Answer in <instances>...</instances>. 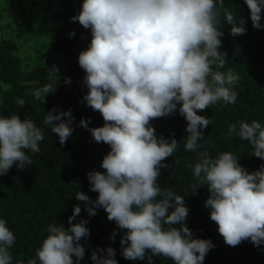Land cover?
Here are the masks:
<instances>
[{"label":"clouds","instance_id":"9594fccd","mask_svg":"<svg viewBox=\"0 0 264 264\" xmlns=\"http://www.w3.org/2000/svg\"><path fill=\"white\" fill-rule=\"evenodd\" d=\"M245 3L253 26L264 29V0ZM221 11L232 25L233 36L247 31L246 21L239 17L237 22L225 0H83L80 12L71 17L92 33L87 49L78 56L88 89L82 102L99 110L105 121L103 126L89 128L91 118H81L80 125L96 142L110 145L101 163L106 171L87 174L98 197L93 200L80 190L75 195L87 202L89 216L102 207L110 221L127 229L121 237L125 259L143 260L150 251L152 256L171 258L174 264H204L215 247L210 238H195L185 223L189 214L185 196L158 182L161 169L168 167L165 158L172 157L179 142L158 136L150 121L177 110L188 122L184 148L196 153L194 164L186 162L195 181L190 190L207 185L210 196L205 207L228 245L237 246L249 238L257 247L264 244V164L249 172L233 152L212 156L201 151L198 143L211 123L198 110L219 101L235 103L238 96L239 75L231 69L226 73L219 70L227 56L219 51L224 35L217 26ZM69 35L73 37L75 32ZM65 83H71V77ZM55 88L49 83L30 95L44 102ZM16 103L23 107L26 101L17 97ZM53 113L56 108L47 112L43 124L65 144L74 131L75 117L71 109ZM228 134L247 140L253 155L264 160V123L241 119L228 126ZM43 140L44 129L31 118L0 115V175L13 165H31L28 151L40 152ZM81 211L79 204L74 206L68 218L70 227L49 224L47 236L27 264H80L86 252L81 238L90 236L87 219L73 223ZM116 234L114 230L113 240ZM16 239L6 219L0 218V264H13L10 249ZM115 257L116 249L111 246L91 254L94 264H118Z\"/></svg>","mask_w":264,"mask_h":264},{"label":"trees","instance_id":"16d2710c","mask_svg":"<svg viewBox=\"0 0 264 264\" xmlns=\"http://www.w3.org/2000/svg\"><path fill=\"white\" fill-rule=\"evenodd\" d=\"M82 3L83 0H58V9L53 15L56 27L45 47L40 46L36 50L35 62L32 58L23 59L18 55L19 43L13 38L0 41V86H6L0 91V115L19 114L22 119L31 118L44 129L40 152L28 151L33 163L26 168L13 165L7 174L0 175V218L6 219L17 238L10 249L13 264H27L28 260L36 256V249L48 234L49 224L70 227L68 218L77 204L82 211L73 223L87 219L90 229L89 238H81L80 241L86 249L80 264H94L91 260L92 251L100 247L115 248L118 264H149V256H152L147 251L143 260L125 259L121 255V237L127 229H120L114 221H110L102 207L97 209L95 216H89L85 208L87 202L78 200L75 195L80 190L93 200L98 197V192L91 190L87 174L93 170L106 171L101 163L110 151V145L96 142L91 132L80 125L81 118L89 117V128L105 124L99 110L82 102L88 89L83 84L85 70L79 65L78 56L87 49L92 33L79 21L71 20L72 16L80 12ZM225 6L234 12L237 22L239 17L246 21L247 31L235 36L231 34L232 25L225 21L222 11L217 25L224 33L220 37L222 45L219 51L227 53L225 65L219 70L226 73L231 69L239 75L235 85L238 96L235 103L225 105L219 101L204 110H198V114L211 119V123L203 129V139L198 143L202 146L201 151L207 150L212 156L224 151L233 152L240 158L239 163L253 172L264 164V160L253 155V148L247 140L229 136L228 126L241 119L249 122L256 119L264 123V29L253 26L245 0H225ZM13 9L11 5L10 10ZM261 23L264 24V11ZM27 29L29 27L25 25L18 36ZM72 31L75 36L70 37ZM213 68L215 70L216 66L213 65ZM66 77H71V83H65ZM49 83L56 88L46 96L44 102L30 95L35 88ZM17 97L26 101L23 107L16 103ZM53 108L57 109V113L71 109L75 117L74 131L65 144H61L58 134L52 133L43 124L47 112ZM150 123L158 136L163 135L169 140L174 137L179 142L172 157L165 158L164 163L168 167L161 169L158 182L162 187L185 196L189 208L185 223L194 237L210 238L215 244L204 264H264V244L257 247L250 238L237 246L225 242L218 232V225L210 219V209L205 207V201L210 196L207 185H201L195 192L190 190V185L195 181L193 171L186 167V162L194 164L196 153L184 148L189 135L186 131L188 122L184 116L177 110L173 114L153 118ZM176 226L179 227L178 224ZM114 230L117 233L115 240L111 238ZM152 264L174 262L160 255L152 256Z\"/></svg>","mask_w":264,"mask_h":264},{"label":"rangeland","instance_id":"374dc122","mask_svg":"<svg viewBox=\"0 0 264 264\" xmlns=\"http://www.w3.org/2000/svg\"><path fill=\"white\" fill-rule=\"evenodd\" d=\"M57 9L58 0H0V41L13 38L19 43L18 55L35 62L36 50L45 47L56 27L53 15ZM25 25L29 29L18 36ZM5 87L1 85L0 91Z\"/></svg>","mask_w":264,"mask_h":264}]
</instances>
